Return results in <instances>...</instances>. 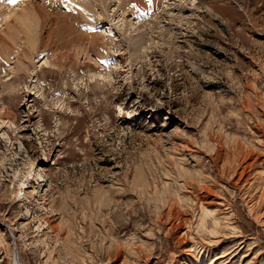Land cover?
<instances>
[{"label":"rangeland","instance_id":"1","mask_svg":"<svg viewBox=\"0 0 264 264\" xmlns=\"http://www.w3.org/2000/svg\"><path fill=\"white\" fill-rule=\"evenodd\" d=\"M109 1L6 40L0 264H264V0Z\"/></svg>","mask_w":264,"mask_h":264},{"label":"bare ground","instance_id":"2","mask_svg":"<svg viewBox=\"0 0 264 264\" xmlns=\"http://www.w3.org/2000/svg\"><path fill=\"white\" fill-rule=\"evenodd\" d=\"M21 1L23 2L21 3L19 1V5L16 3L17 6L11 5L13 7H11L9 10H7L8 8H5L8 5L3 7V4L0 3V24L6 19L5 23L3 22L4 30H0V56L3 55L2 57L7 59L11 53H13V49L9 46V42H7L8 40L14 45H16L18 39L23 40L22 42L24 47L21 49V53H19L21 55H19L17 58L20 63L19 68H17L18 71L20 70L21 66L22 69L26 71L27 68L23 65L22 60L23 58L26 60V62L29 60L31 51L36 49L35 46L37 48L39 47L38 50L41 49L37 51V53H39L40 51H47L50 49L55 51L57 48L61 47L65 49L69 46H74L75 44L77 45L78 43L85 41V39L88 40L89 37L82 34V32L79 30V27H81V25L86 26L84 20L88 18L87 13L90 10V6L98 8L97 11H99L102 15V18L105 19L106 16L103 15V13L108 8V2H110L109 0H58V2L56 1L57 3L54 4L48 2L51 0ZM127 1V4L124 3L123 5L121 4V6L126 7V5L128 6L133 4L134 6L136 5L139 7L142 3H144V0ZM3 3H5V1ZM6 4L7 3H5V5ZM145 4H147L146 9L150 7L148 0H145L144 5ZM45 5H47V7ZM121 6H118V8L121 9ZM20 29L23 31V34L21 35L19 34ZM150 31L149 33L151 35L152 33ZM2 34L6 37L5 40L3 39L4 37ZM43 34H45V39ZM89 41H93L92 37L89 39ZM67 56V54L58 53L53 61L55 63L59 62V58H67ZM215 226L217 225L215 224ZM14 263L15 261L13 254V264ZM17 264L19 263L17 262Z\"/></svg>","mask_w":264,"mask_h":264},{"label":"snow or ice","instance_id":"3","mask_svg":"<svg viewBox=\"0 0 264 264\" xmlns=\"http://www.w3.org/2000/svg\"><path fill=\"white\" fill-rule=\"evenodd\" d=\"M4 0H0V3H3ZM19 0H7V3L10 5H15L16 3H18Z\"/></svg>","mask_w":264,"mask_h":264},{"label":"water","instance_id":"4","mask_svg":"<svg viewBox=\"0 0 264 264\" xmlns=\"http://www.w3.org/2000/svg\"><path fill=\"white\" fill-rule=\"evenodd\" d=\"M14 261H15V263H14V264H17L16 253H14Z\"/></svg>","mask_w":264,"mask_h":264}]
</instances>
